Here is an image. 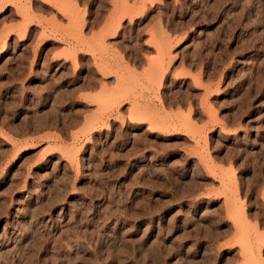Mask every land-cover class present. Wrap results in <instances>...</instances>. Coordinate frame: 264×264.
<instances>
[{
	"label": "rangeland",
	"instance_id": "obj_1",
	"mask_svg": "<svg viewBox=\"0 0 264 264\" xmlns=\"http://www.w3.org/2000/svg\"><path fill=\"white\" fill-rule=\"evenodd\" d=\"M0 264H264V0H0Z\"/></svg>",
	"mask_w": 264,
	"mask_h": 264
},
{
	"label": "bare ground",
	"instance_id": "obj_2",
	"mask_svg": "<svg viewBox=\"0 0 264 264\" xmlns=\"http://www.w3.org/2000/svg\"><path fill=\"white\" fill-rule=\"evenodd\" d=\"M24 37V36H23Z\"/></svg>",
	"mask_w": 264,
	"mask_h": 264
}]
</instances>
